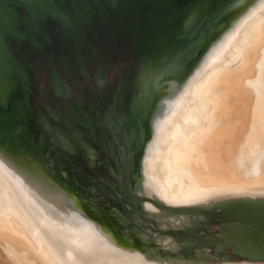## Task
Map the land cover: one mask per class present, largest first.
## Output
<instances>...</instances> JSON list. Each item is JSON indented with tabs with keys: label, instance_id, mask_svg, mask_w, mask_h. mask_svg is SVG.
<instances>
[{
	"label": "water",
	"instance_id": "95a60500",
	"mask_svg": "<svg viewBox=\"0 0 264 264\" xmlns=\"http://www.w3.org/2000/svg\"><path fill=\"white\" fill-rule=\"evenodd\" d=\"M234 1L0 0V150L117 247L149 256L147 245L168 263H199L206 252L211 262H264V196L177 207L145 189L164 84L192 67ZM121 57L131 68L108 105L60 106L72 81L101 77Z\"/></svg>",
	"mask_w": 264,
	"mask_h": 264
},
{
	"label": "bare ground",
	"instance_id": "6f19581e",
	"mask_svg": "<svg viewBox=\"0 0 264 264\" xmlns=\"http://www.w3.org/2000/svg\"><path fill=\"white\" fill-rule=\"evenodd\" d=\"M229 10L192 67L163 87L145 189L171 206L264 196V0ZM0 264L264 263H168L117 247L0 150Z\"/></svg>",
	"mask_w": 264,
	"mask_h": 264
},
{
	"label": "flooded vegetation",
	"instance_id": "af4514ba",
	"mask_svg": "<svg viewBox=\"0 0 264 264\" xmlns=\"http://www.w3.org/2000/svg\"><path fill=\"white\" fill-rule=\"evenodd\" d=\"M130 68L131 62L127 61L124 57H121L113 62V64L106 69L105 73H103L101 77H97L96 73H93L88 78L72 81L70 90L66 91L63 97L60 98V106L68 108L69 104H73L76 111L80 112L88 108L89 105H94L97 110H99L104 103L108 105V102L114 95L119 82L121 83L124 81L127 76L126 72ZM126 103L127 101L119 102L118 115L121 121L127 119V116L130 114V108L126 105ZM111 109L112 107L110 106L103 112L104 119H107L110 116ZM106 134L107 133L104 132L101 135L102 137H105ZM227 253L229 254L231 252L228 250ZM223 262L210 261V263ZM225 262L245 263L251 261L237 256H232L231 258L226 259Z\"/></svg>",
	"mask_w": 264,
	"mask_h": 264
},
{
	"label": "rangeland",
	"instance_id": "374dc122",
	"mask_svg": "<svg viewBox=\"0 0 264 264\" xmlns=\"http://www.w3.org/2000/svg\"><path fill=\"white\" fill-rule=\"evenodd\" d=\"M123 239L128 241V242H131V243H135V240L134 239H131L129 238L127 235H123ZM144 247V250L146 252H148L149 256L151 257H158V256H161V253L154 249V248H151L147 245H143ZM195 260L197 261H201V262H210V261H214V256H213V252H206V253H197L194 257Z\"/></svg>",
	"mask_w": 264,
	"mask_h": 264
},
{
	"label": "snow or ice",
	"instance_id": "6c2138e0",
	"mask_svg": "<svg viewBox=\"0 0 264 264\" xmlns=\"http://www.w3.org/2000/svg\"><path fill=\"white\" fill-rule=\"evenodd\" d=\"M18 38L23 39L24 35L23 34H19ZM0 49H2V45H0ZM6 104H7V99L5 97H3L2 95H0V106H4ZM2 118H3V114L0 113V119H2Z\"/></svg>",
	"mask_w": 264,
	"mask_h": 264
}]
</instances>
